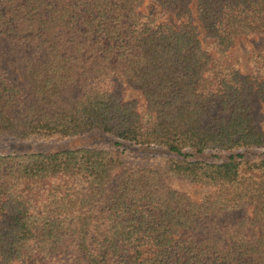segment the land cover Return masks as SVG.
I'll return each instance as SVG.
<instances>
[{
	"label": "trees",
	"instance_id": "16d2710c",
	"mask_svg": "<svg viewBox=\"0 0 264 264\" xmlns=\"http://www.w3.org/2000/svg\"><path fill=\"white\" fill-rule=\"evenodd\" d=\"M242 38L264 41V0H0V138L116 140L0 155V264H264V56L243 72Z\"/></svg>",
	"mask_w": 264,
	"mask_h": 264
},
{
	"label": "rangeland",
	"instance_id": "374dc122",
	"mask_svg": "<svg viewBox=\"0 0 264 264\" xmlns=\"http://www.w3.org/2000/svg\"><path fill=\"white\" fill-rule=\"evenodd\" d=\"M146 13L151 16L156 15L159 12V8L153 4L148 3L144 7ZM173 22L171 19H168ZM235 53L238 55L242 60V71L248 72L249 68V58L254 54H263L264 56V41L262 39H246L242 38L239 39L236 47ZM128 98L135 97L136 94L128 93ZM116 147V140L110 136H107L101 132H92L90 134L79 136L75 138H70L66 140H53L48 142H24L18 141L11 138H0V155L2 154H18V153H41V152H54L60 150H74L79 148H99L110 150ZM127 154L134 155V156H143V155H150V156H161V150H145L142 148H137L134 146H130L127 144H123L121 146ZM242 153L246 154L247 156L252 155H260V151L258 150H243ZM223 157L222 155H220ZM201 159H205L208 162H218L219 158L215 157L214 153L207 152L203 156L200 157ZM184 191L190 194H196V191L193 189H189L187 187L183 188Z\"/></svg>",
	"mask_w": 264,
	"mask_h": 264
}]
</instances>
